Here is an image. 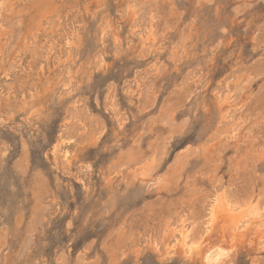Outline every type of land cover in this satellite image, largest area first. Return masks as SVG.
<instances>
[{
    "label": "rangeland",
    "instance_id": "1",
    "mask_svg": "<svg viewBox=\"0 0 264 264\" xmlns=\"http://www.w3.org/2000/svg\"><path fill=\"white\" fill-rule=\"evenodd\" d=\"M219 193L264 208V0H0V264H264Z\"/></svg>",
    "mask_w": 264,
    "mask_h": 264
},
{
    "label": "bare ground",
    "instance_id": "2",
    "mask_svg": "<svg viewBox=\"0 0 264 264\" xmlns=\"http://www.w3.org/2000/svg\"><path fill=\"white\" fill-rule=\"evenodd\" d=\"M151 1V0H150ZM155 1V0H154ZM130 2V1H129ZM149 4V3H148ZM43 5V4H41ZM153 5V4H152ZM40 7V6H39ZM156 10V9H155ZM8 12V11H6ZM155 12V11H154ZM93 13V12H92ZM151 13V12H150ZM153 13V12H152ZM4 14V13H3ZM8 14V13H7ZM6 14V15H7ZM15 15V14H14ZM24 16V15H23ZM17 17V16H16ZM157 17V16H156ZM9 18V17H8ZM173 18V17H172ZM17 20V19H15ZM19 21V20H17ZM150 21V20H149ZM10 22V21H9ZM12 22V21H11ZM161 23V22H160ZM190 25V24H189ZM13 26V25H11ZM15 26V25H14ZM18 25H16L17 27ZM23 26V25H22ZM20 27V26H19ZM151 27V25H150ZM163 28V27H162ZM15 29V28H14ZM149 29V28H148ZM26 31V30H25ZM66 31V30H65ZM20 32V31H19ZM73 32V31H72ZM15 33V32H14ZM147 33V31H146ZM10 34V33H9ZM19 34V33H18ZM60 34V33H59ZM153 28L148 31V39H152L154 37ZM7 40V39H6ZM181 40V39H180ZM11 41V40H10ZM37 41V40H36ZM67 41V40H66ZM160 41V40H159ZM182 41V40H181ZM186 41V40H185ZM67 43V42H66ZM180 43V42H179ZM182 44V43H181ZM7 46V45H6ZM11 46V45H10ZM30 46V45H29ZM33 46V45H32ZM183 46V45H182ZM116 48V47H115ZM6 49V48H5ZM9 49V48H8ZM19 49V48H18ZM32 53V52H31ZM145 53V52H144ZM22 61V60H21ZM161 64V63H160ZM14 67V66H12ZM60 69V68H59ZM10 71V70H9ZM60 71V70H59ZM69 73V72H68ZM138 75V74H137ZM148 84V83H147ZM109 89V88H108ZM63 90V89H62ZM66 90V89H64ZM227 92V91H226ZM236 93V92H235ZM105 98V97H104ZM9 111V110H8ZM70 112V111H69ZM166 116V115H165ZM87 117V116H86ZM167 122V121H166ZM78 123V122H77ZM117 123V122H116ZM82 125V124H81ZM75 126V125H74ZM83 126V125H82ZM222 128V127H221ZM81 129V127H80ZM237 129V128H236ZM231 133V132H230ZM73 139V138H72ZM65 140V139H64ZM69 140V139H68ZM61 141V140H60ZM63 141V140H62ZM65 142V141H63ZM61 143V142H60ZM58 143V144H60ZM61 147V146H60ZM137 147V146H136ZM59 147H55V152ZM138 149V148H137ZM130 150V149H129ZM132 150V149H131ZM136 151V150H135ZM155 151V150H154ZM59 152V150H58ZM163 153V151H162ZM67 153L63 154V157L67 160ZM70 155V154H69ZM56 156V155H55ZM163 156V155H162ZM138 158V157H137ZM160 159V158H159ZM156 160V159H155ZM163 160V159H162ZM64 162V161H63ZM125 162V161H124ZM145 162V161H144ZM152 162V161H151ZM120 163V162H119ZM118 163V164H119ZM129 163V162H128ZM141 163V162H140ZM155 164V163H154ZM127 165V164H126ZM157 165V164H156ZM151 167V166H150ZM18 170V169H17ZM153 171V170H152ZM150 173V171H149ZM36 174V173H35ZM111 176V175H110ZM44 178V177H43ZM165 178V177H164ZM217 194V193H215ZM38 195V194H37ZM226 195V194H225ZM215 196V195H214ZM227 196V195H226ZM263 199V198H262ZM38 200V199H37ZM256 200V199H255ZM258 201V200H257ZM240 202V201H239ZM241 204V203H240ZM238 203L230 202L225 199L223 195L220 193L215 196L212 200V203L209 207L208 219L206 221L205 233H210L212 229H215L216 223L221 218V213H229L227 215H231L233 217L234 222V233L240 229H248L252 228V230H256L260 233L259 244L264 246V208L260 207L258 204H246L240 205ZM17 215V214H16ZM223 215V214H222ZM206 218V217H205ZM183 219V218H182ZM222 220V219H221ZM222 222V221H220ZM229 222V221H228ZM232 222V221H230ZM232 224V223H231ZM230 224V225H231ZM183 225V224H182ZM218 225V224H217ZM221 226V225H218ZM227 226V225H226ZM182 227V226H181ZM229 227V226H228ZM169 228V227H168ZM157 229V228H156ZM217 229V228H216ZM233 230V229H232ZM249 230V229H248ZM215 231V230H214ZM176 232V231H175ZM174 232V233H175ZM242 232V231H241ZM178 233V238L176 243L170 247V250L176 247L180 249L183 256L188 258H195L201 260L203 264H222L229 256L232 254L234 250V244L231 241L227 242L224 238H219L218 241L213 243H206L203 239H198L192 235V230L185 229L183 226ZM202 233V232H201ZM204 233V234H205ZM240 233V232H239ZM163 234V233H162ZM236 234V235H237ZM231 235V234H230ZM203 236V235H202ZM223 236V235H222ZM221 236V237H222ZM227 236V235H226ZM231 236H234L233 233ZM177 237V236H176ZM235 237V236H234ZM229 238H231L229 236ZM241 238V237H240ZM227 239V237H226ZM234 239V238H233ZM160 242V241H159ZM27 243V242H26ZM3 245V244H2ZM145 245V244H144ZM237 245V244H236ZM171 246V245H170ZM263 248V247H262ZM170 250L167 249L166 253L169 255ZM172 254V253H171ZM83 259V258H82ZM61 262V261H60ZM81 264V263H80Z\"/></svg>",
    "mask_w": 264,
    "mask_h": 264
}]
</instances>
